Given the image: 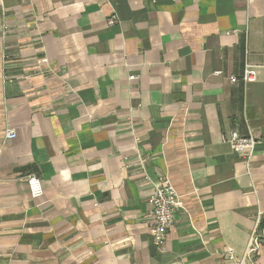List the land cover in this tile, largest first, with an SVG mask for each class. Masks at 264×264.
<instances>
[{"label": "crops", "instance_id": "1", "mask_svg": "<svg viewBox=\"0 0 264 264\" xmlns=\"http://www.w3.org/2000/svg\"><path fill=\"white\" fill-rule=\"evenodd\" d=\"M232 130L257 139L249 162ZM165 179L183 208L156 247ZM255 231L264 0H0V264H235Z\"/></svg>", "mask_w": 264, "mask_h": 264}, {"label": "built area", "instance_id": "2", "mask_svg": "<svg viewBox=\"0 0 264 264\" xmlns=\"http://www.w3.org/2000/svg\"><path fill=\"white\" fill-rule=\"evenodd\" d=\"M115 24V18L107 20V25L111 26ZM220 74V73H216ZM255 70L245 67L240 80L246 83H252L256 80ZM129 80H136L135 76H129ZM231 83H236L237 79L230 78ZM15 134L11 130L5 132V140H13ZM135 139V142H138ZM225 142L229 145L232 153L235 156L243 158L246 162H249L253 156L257 139L254 136H241L235 130L229 132ZM142 162H144L142 160ZM141 169L143 170V163H141ZM147 179V178H146ZM25 183L29 190L31 199L36 200L43 195V188L41 180L36 176H28L25 179ZM148 203L152 208L153 223L150 228V235L152 237V243L156 247H161L166 239V234L174 224V216L183 208L182 198L172 187L168 180H163L157 185H154L150 195L148 197ZM264 234L256 233L252 234L249 245L239 261L234 259V256L230 255L229 258L235 262V264H250V258L254 255L257 249L260 247Z\"/></svg>", "mask_w": 264, "mask_h": 264}]
</instances>
